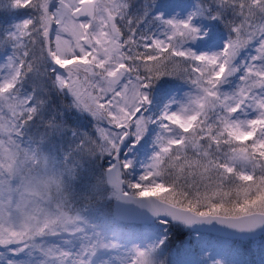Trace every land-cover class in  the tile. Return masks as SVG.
I'll use <instances>...</instances> for the list:
<instances>
[{
    "label": "snow or ice",
    "instance_id": "snow-or-ice-1",
    "mask_svg": "<svg viewBox=\"0 0 264 264\" xmlns=\"http://www.w3.org/2000/svg\"><path fill=\"white\" fill-rule=\"evenodd\" d=\"M9 6L29 16L0 40V264H166L173 228L201 233L199 258L175 264H243L202 233L264 234V0L197 3L184 19L133 0ZM194 18L223 25L222 47L186 46L207 35ZM173 76L188 90L153 107ZM53 91L68 102L51 106ZM145 137L137 171L121 146Z\"/></svg>",
    "mask_w": 264,
    "mask_h": 264
},
{
    "label": "rangeland",
    "instance_id": "rangeland-1",
    "mask_svg": "<svg viewBox=\"0 0 264 264\" xmlns=\"http://www.w3.org/2000/svg\"><path fill=\"white\" fill-rule=\"evenodd\" d=\"M10 0H0V40L6 35V30L12 29L15 24L22 22L28 18L29 10L11 8L9 6ZM201 4L207 7L212 3V0H133L135 8H141L142 6H148L150 9V16L160 15L163 19L177 18L184 19L190 11L194 9L195 4ZM194 26L200 29L201 34L205 31L207 35L203 38H198L195 41L189 42L186 46L191 48L197 54L204 51H212L222 47L227 33L224 30L223 25L218 20L208 18H194ZM205 39V40H204ZM221 39V40H220ZM209 43L207 45L208 50L200 49L201 43ZM199 47V49H198ZM38 50V46H37ZM142 50V49H141ZM249 53L253 49L248 50ZM10 53V46L0 47V58ZM188 86L183 84V80L176 76L164 77L161 81L157 82V85L153 89V107L159 106L167 96L172 94L179 95L183 91H187ZM68 101L65 97L57 95L54 91L50 93V105L54 107H61ZM64 119L69 125L78 126L81 130H87L90 135L96 137L95 125L90 121L77 120L76 116L71 112H65ZM103 128H111L107 122L99 124ZM118 131V129H112ZM63 144L65 148H68L70 141L69 136L63 137ZM152 152V146L150 140L145 137L139 143L132 145V140L129 139L126 142L125 148L122 151V156L128 159H132L134 162V169L139 171L140 165L147 161V158ZM130 225H136L128 223ZM181 237L177 241L170 239L168 247L165 249L164 255L161 257L166 264H175L176 261H191L199 258V247L197 246V236L200 233H194L187 228H181ZM203 237L211 242L215 250H223L227 254L229 248H235L238 250L235 258L243 262V264H264V234L253 240L238 241L223 239L217 235L202 234ZM192 249V251H189ZM220 258L219 256L217 257Z\"/></svg>",
    "mask_w": 264,
    "mask_h": 264
},
{
    "label": "water",
    "instance_id": "water-1",
    "mask_svg": "<svg viewBox=\"0 0 264 264\" xmlns=\"http://www.w3.org/2000/svg\"><path fill=\"white\" fill-rule=\"evenodd\" d=\"M123 145L121 146V149L123 148ZM126 220L140 222L139 219L135 215H130L129 217H127ZM203 228L208 229V231H205V232L221 233V234H226V233L233 234L231 236L239 234V233H234L233 230H231V229L223 228L221 225H214V226L205 225V226H203ZM215 229H219V231H216ZM258 233H259V231H257L255 234H258Z\"/></svg>",
    "mask_w": 264,
    "mask_h": 264
},
{
    "label": "trees",
    "instance_id": "trees-1",
    "mask_svg": "<svg viewBox=\"0 0 264 264\" xmlns=\"http://www.w3.org/2000/svg\"><path fill=\"white\" fill-rule=\"evenodd\" d=\"M213 50H216V49H213ZM178 231H180V229L173 228L168 234L169 238L173 239L174 241L179 240L180 239L179 237H181V232H178ZM170 239H169V241H170Z\"/></svg>",
    "mask_w": 264,
    "mask_h": 264
}]
</instances>
